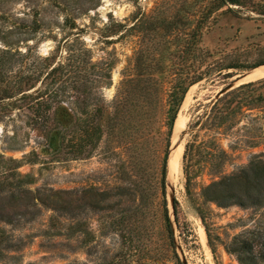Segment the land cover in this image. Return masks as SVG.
Instances as JSON below:
<instances>
[{
	"label": "rangeland",
	"instance_id": "1",
	"mask_svg": "<svg viewBox=\"0 0 264 264\" xmlns=\"http://www.w3.org/2000/svg\"><path fill=\"white\" fill-rule=\"evenodd\" d=\"M212 2L0 0V50L5 42L12 53L30 52L23 64L13 61L7 82L19 75L37 78L44 69L37 56L55 53L67 37L88 58L83 72L87 75L79 78L93 84L91 100L96 106L111 107L122 81H138L130 87L113 131L102 133L94 145L85 143L82 132L90 113L77 107L82 94L72 91L84 80L63 78L53 86L66 87L57 100L71 108L74 117L60 147L46 139L52 119L63 120L62 112L54 114L57 103L41 123L20 96L3 100L0 208L6 217L12 216V223L0 221V229L21 242L18 264H238L225 246L236 236L264 233V207L218 208L203 204L199 196L201 186L236 173L254 157L264 160V81L227 93L205 116L232 77L264 63V21L246 8H239L240 16L223 8L209 15L199 30ZM65 18L75 24L73 30L64 25ZM34 19L41 24L35 33L24 27ZM61 53L63 62L65 49ZM111 64L106 86V66ZM198 78L202 80L187 90L177 108L176 119L182 114L186 123L177 137L174 123L169 136L165 114L186 83ZM34 86L44 89L46 83L36 80ZM177 141L183 146L181 173L170 178V148ZM185 168L195 178L191 194L185 190ZM26 177L31 184L21 183ZM26 189L41 200L63 193L49 200L67 206L68 215L58 211L59 216L52 205L42 206L40 212L27 209ZM54 215L58 220L51 219ZM62 220L71 227L69 233ZM10 263L2 252L0 264Z\"/></svg>",
	"mask_w": 264,
	"mask_h": 264
},
{
	"label": "trees",
	"instance_id": "2",
	"mask_svg": "<svg viewBox=\"0 0 264 264\" xmlns=\"http://www.w3.org/2000/svg\"><path fill=\"white\" fill-rule=\"evenodd\" d=\"M254 1L255 0H213L211 6L206 10L205 15L199 21V30L201 29L204 20H206L209 15L218 12L223 8H227V11L231 12L234 16H240L241 10H239V8H246L248 11L251 10V12H257V14L260 15V19L264 21V0H258L257 3H254ZM232 6H236L237 8L234 9ZM64 25L70 30L75 28V24L70 22L68 18H65ZM24 27H28L29 31L34 33L41 30V24L36 19L32 21L30 26ZM81 32L82 31L76 33L75 38H78V35L81 34ZM70 39L71 38L67 37L63 40H60L55 53L49 54L44 58L37 56V59L42 60L44 63V69L41 73H38L37 78H22L19 75L8 82L6 81L7 75L10 74L8 69H12L13 61H19L23 64V61L29 57L30 52L26 50L24 54H21L18 51L12 53L11 46L8 43L1 42V45H3L4 48L0 50V85L3 82H7L8 85L4 86L3 88L0 87V105H3V100L20 96V100L28 101V105H30L29 107L32 110L33 117L42 123L44 122L43 120L46 118V115L51 109L52 105L57 103V108L54 109V114L62 112L63 120L60 121L55 117L52 119L54 126L46 134V139L49 141L56 140L58 142V146L60 147L62 146L65 135L72 131L74 117L73 110L68 108V106H63L62 102L57 100L61 93L65 92L66 87L59 86L54 88L53 86L56 83H60L63 78H69L72 83L84 80V82L81 84L82 87H79L77 84H75L72 88V91L82 94L80 103H77V107H82L83 110L81 111L85 115L90 113V116L88 115L89 117L86 125L84 124L85 127L83 130H81L84 133V136H86L85 143L94 145L95 141L99 140V137L102 135V133H110L113 131V128H115L116 125L115 120H117L119 117L120 112L125 111V107L127 106L131 93L130 87L138 81L133 80V77L122 81L119 85L120 88L117 91L116 97L111 107L103 105L96 106V104H93L91 100L93 84L90 83L87 77L86 80L79 78V76L82 74L85 76L87 75V73L83 72L85 71L86 65L88 64V58L86 57V54H81L84 52H81L82 48L76 47V41ZM62 48L65 49V57L63 58V62L60 60L62 57L60 56V54H62ZM259 65L262 64L255 65L252 68H255ZM112 67L113 64L106 66L107 70L105 71L104 76V79L106 80L104 85L106 86L110 85V68ZM189 69L190 67L188 70ZM132 72L133 71H131V73ZM36 80L37 82H40V85L46 83L45 88L41 89V86H34ZM201 80L202 78H198L194 81H188L186 86L180 91L179 96L175 97V104L174 102H171V104H173V108H170L165 114L166 127L168 131L167 133L169 136L172 134L173 125L178 112L177 108L182 103L187 90L192 85L200 82ZM261 81H264V79ZM259 83L262 82H257V84ZM252 86H254V83H249L240 86L235 91L238 93L241 90ZM27 91H29V93H26ZM227 96H229V94L225 95V97ZM219 102L220 100H217L211 106L210 111L208 113L205 112V116H209L213 110H216ZM5 106L9 107L7 104H5L4 107ZM89 110L91 112H89ZM186 148H188V145ZM186 152L187 151L185 150L184 157H186ZM1 159L3 158L1 157ZM166 163L167 157L165 158V165L163 169L164 178L166 174ZM184 175L186 179L185 190L188 194H191L190 188L192 186V179L195 178H192L190 171L187 168L184 169ZM21 183L29 185L32 183V180L29 177H26L24 181H21ZM23 193L25 194L27 200L25 205L27 209L33 207L37 208V211L40 212V208L42 206L45 208H50L49 205H52V211H56V213L58 211H61L63 215L69 213L67 206L60 204L57 207L58 204L54 206L55 203L52 202L51 204L49 200L51 198H57V196L63 194L61 192L49 195L50 197L48 196L47 200H41L35 197V193L31 192L29 189L24 190ZM37 193L39 194V192ZM199 196L203 204H215L218 208H227L233 205L243 209H259L264 207V160L259 157H254L245 167L239 169L236 173L229 176L220 177L218 180H214L208 185L201 186ZM3 208L4 207L0 208V221L12 223V216L6 217L5 214H2L4 211ZM197 211L199 217L203 221L200 206H197ZM59 216L62 217V214ZM174 218L177 224L176 216ZM51 219L58 220V217L54 215L51 217ZM64 219L67 220L66 218ZM166 221L169 228L170 238L173 239V232L168 216H166ZM62 222L65 224L64 231L69 233L71 231V227L68 226L65 221L62 220ZM3 244L5 246L4 248H1ZM21 249V242L13 239L11 236H6L0 229V257L1 253L4 252V254L11 261L10 264H18L20 261ZM225 250L227 253L235 256L238 264H264V233H250L247 235L236 236L227 246H225Z\"/></svg>",
	"mask_w": 264,
	"mask_h": 264
},
{
	"label": "bare ground",
	"instance_id": "3",
	"mask_svg": "<svg viewBox=\"0 0 264 264\" xmlns=\"http://www.w3.org/2000/svg\"><path fill=\"white\" fill-rule=\"evenodd\" d=\"M264 79V65L256 68V69H252L250 70V72H248V74L246 75V77L240 82V83H253L259 80ZM192 92H189L183 105L182 108H186L189 101H190V97L192 95ZM186 123V117H183L182 114H180L176 121H175V126H174V130L176 134V137L178 136L179 132L183 129L184 125ZM174 133V134H175ZM183 151V146L181 142H174L171 146V150H170V158H169V167H168V171H169V175L170 178L171 176L176 173V174H180L181 173V169H180V159H181V154Z\"/></svg>",
	"mask_w": 264,
	"mask_h": 264
},
{
	"label": "water",
	"instance_id": "4",
	"mask_svg": "<svg viewBox=\"0 0 264 264\" xmlns=\"http://www.w3.org/2000/svg\"><path fill=\"white\" fill-rule=\"evenodd\" d=\"M262 65H264V64H262ZM262 65H259L253 69H256ZM248 72H250V71L248 70V71L243 72L242 74H239L237 76L232 77L230 79V81L223 88H221L220 91L217 93L216 100L221 98L222 96L226 95L227 93L239 88L240 86L249 84V83H240L246 77ZM170 150H171V148H170ZM182 264H186L185 260H182Z\"/></svg>",
	"mask_w": 264,
	"mask_h": 264
}]
</instances>
